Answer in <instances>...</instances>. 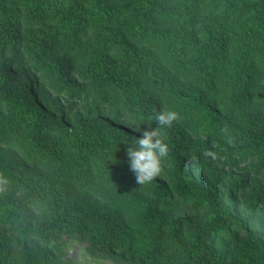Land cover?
<instances>
[{
  "label": "trees",
  "instance_id": "16d2710c",
  "mask_svg": "<svg viewBox=\"0 0 264 264\" xmlns=\"http://www.w3.org/2000/svg\"><path fill=\"white\" fill-rule=\"evenodd\" d=\"M167 109L138 185L126 149ZM240 159L241 195L210 166ZM0 175V264H71L67 236L123 264H264V0H0Z\"/></svg>",
  "mask_w": 264,
  "mask_h": 264
},
{
  "label": "clouds",
  "instance_id": "9594fccd",
  "mask_svg": "<svg viewBox=\"0 0 264 264\" xmlns=\"http://www.w3.org/2000/svg\"><path fill=\"white\" fill-rule=\"evenodd\" d=\"M180 119V114L177 111L167 109L159 112H153L148 118L149 121H154L157 127L153 130H145L141 137L134 139L131 146L126 149L128 158L129 170L134 174L135 181L138 185L151 183L158 177L162 171V160L169 154L168 144L164 141V130L173 126L174 122ZM139 131V127H136ZM226 143L232 144V137L228 134V129H221ZM204 155L215 158V154L211 151H205ZM8 179L0 175V192L5 190L8 184Z\"/></svg>",
  "mask_w": 264,
  "mask_h": 264
},
{
  "label": "rangeland",
  "instance_id": "374dc122",
  "mask_svg": "<svg viewBox=\"0 0 264 264\" xmlns=\"http://www.w3.org/2000/svg\"><path fill=\"white\" fill-rule=\"evenodd\" d=\"M17 76L23 79L25 76L20 72H15ZM219 163V164H218ZM210 166H213L219 170L222 175L220 176L221 179L224 178L225 174H229L232 178H236L238 180H243L240 186L233 188L235 194H245L247 193L248 182L247 177L251 174H246V178H243L244 169H247L248 163L245 160H238L235 165H231L225 163L224 161H218L217 163H211ZM264 222V221H263ZM261 222V223H263ZM260 223V224H261ZM264 228V224H263ZM60 249V256L69 259L71 264H123L117 260L106 258V257H99L90 254L87 249L86 245L87 242L84 240H80L74 237H62L57 241ZM16 247L11 246V252H16ZM55 253V252H54Z\"/></svg>",
  "mask_w": 264,
  "mask_h": 264
}]
</instances>
